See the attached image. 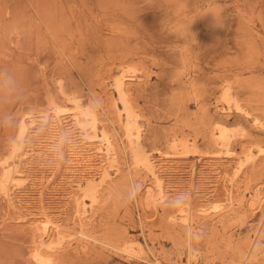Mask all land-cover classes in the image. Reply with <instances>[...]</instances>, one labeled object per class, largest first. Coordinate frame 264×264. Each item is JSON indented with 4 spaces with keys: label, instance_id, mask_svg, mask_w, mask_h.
I'll use <instances>...</instances> for the list:
<instances>
[{
    "label": "rangeland",
    "instance_id": "rangeland-1",
    "mask_svg": "<svg viewBox=\"0 0 264 264\" xmlns=\"http://www.w3.org/2000/svg\"><path fill=\"white\" fill-rule=\"evenodd\" d=\"M0 74V264H264V0H0ZM76 96L98 118L95 130L83 117L94 166L73 172L53 153L25 164L22 123L58 104L75 131ZM131 120L164 168L168 193L156 185L150 204ZM41 128L35 143L51 135ZM12 163L26 176L9 182Z\"/></svg>",
    "mask_w": 264,
    "mask_h": 264
},
{
    "label": "bare ground",
    "instance_id": "bare-ground-1",
    "mask_svg": "<svg viewBox=\"0 0 264 264\" xmlns=\"http://www.w3.org/2000/svg\"><path fill=\"white\" fill-rule=\"evenodd\" d=\"M127 78V76H122L120 79V85H121V92H124L125 88L124 85L125 84V79ZM120 87V86H119ZM75 104H76V110L77 112H74V114H71V120L72 118L74 119V123L78 124L77 126L79 127V129L77 130H72L71 127L69 126V122L66 120V116L64 114H66L67 112L63 110V107L61 105L58 104H53L49 111H47L44 115H42L41 117H36V116H32L30 119V121H24L21 125V130H22V134L24 135L27 132H33L34 134H29V144H27L28 146L26 147V151H24L25 157H26V163H30L31 161L29 159H31L30 157H33L35 154H41V155H48L50 153L53 154H60L62 157H65V155H69V158L66 160L67 166L70 167V169L73 170V172L76 170H85V168H82L84 165L87 166L89 165V167H93L94 166V162H95V157H93L92 155V149L93 147L92 144H88L89 141L91 140V137H93L92 135H90V133H88V129H87V124L86 122L83 120V117H90L91 119V128H95L97 127V115L90 109L86 108L85 106H83L82 102H81V98L80 96H76L74 98H71ZM128 116H132V111L129 109L128 110ZM68 117V116H67ZM88 119V118H87ZM258 120V119H257ZM30 124V125H29ZM42 125H46L48 126V131L47 133L51 134L48 136H43L45 138H38V140L36 141L37 143L33 142L34 139L32 140V136L34 135H40V133L45 132L44 129L41 128ZM75 126V125H74ZM90 127V126H89ZM136 129V131L133 133L132 129ZM46 129V128H45ZM228 126L224 125V124H220V134H219V145H221L223 148L226 147L227 150L229 152L233 151L229 146H230V135L227 132ZM78 133H83L85 132V134H82L83 138H88L84 141L83 144H77L75 141V139H72L75 137V134ZM127 131L129 132V137H131L133 134L136 135L137 138V142H138V146L136 148V154L137 158H142L143 160L146 161V166L151 170L154 178H155V185L154 186H148V204L151 203V199L155 198L154 196L156 195L155 192V186L157 185L158 188H160V194L158 195V198H163L166 197V193H168L165 190V186L163 183V177H161V175L163 174V170L164 168H162L163 166L160 165L156 162L155 163V159L154 158H150V156L146 153V150L144 149V147H142L141 145V134H140V128L137 126H134L133 121L131 120L128 124H127ZM76 132V133H75ZM87 132V134H86ZM75 133V134H74ZM46 135V134H45ZM72 135V136H71ZM80 135V134H79ZM74 136V137H73ZM81 136V137H82ZM102 141L104 143L107 144V147H100V152L105 150L104 152L106 153L107 157H111L112 155V147H114L113 145V139L111 137V135L108 134V132L103 131L102 134ZM32 137V138H31ZM53 137V138H52ZM55 137V138H54ZM171 139V138H170ZM83 141V139H82ZM68 142V143H67ZM69 144V145H68ZM75 144V145H74ZM77 144V145H76ZM181 144V143H180ZM182 144L184 145V143L182 142ZM66 145L68 146L67 149L65 148ZM182 145V146H183ZM65 146V147H64ZM75 146V148L73 147ZM95 146V145H94ZM171 146L173 147H178L179 146V141L177 139L172 140L171 141ZM104 148V149H103ZM131 148V147H130ZM179 148V147H178ZM98 149V150H99ZM180 149V148H179ZM259 150V149H258ZM261 151L264 150V147L260 148ZM259 150V151H260ZM114 151V150H113ZM97 152V151H96ZM218 152V151H217ZM220 152V151H219ZM169 152H162L160 154H166L168 156H170V154H168ZM232 154V153H231ZM101 155V154H100ZM105 155V154H104ZM165 155V156H166ZM59 156V155H58ZM103 156V154H102ZM47 157V156H46ZM68 157V156H67ZM115 157V155L113 156ZM136 157V156H135ZM254 157V153H249L247 155V161L253 159ZM105 158V157H104ZM137 159V160H139ZM141 159V160H142ZM154 159V160H153ZM246 161V160H245ZM35 162V161H34ZM42 163V162H41ZM40 163V164H41ZM24 164V165H25ZM7 165V164H6ZM112 165V164H111ZM81 167V169H79ZM194 167V166H192ZM176 168V167H175ZM238 168V167H237ZM7 169V173L5 174V178L7 181H11V180H15L17 178V176H26V170L24 169V167L22 168H18V165L15 163H12L9 165ZM69 169V168H68ZM93 168H89L88 170L92 171ZM81 170V171H82ZM86 171V170H85ZM6 172V171H5ZM76 173V172H75ZM82 173V172H81ZM110 172L108 169H106L104 167L102 173H101V180L100 182H90L88 184V192L91 195V200L92 201H97L98 199V189L100 186H102L104 180H106V178L110 177ZM193 177V176H192ZM20 179V181L22 180L20 177H18ZM23 178V177H22ZM18 179V180H19ZM17 180V179H16ZM16 182V183H20ZM21 184V183H20ZM5 185V184H4ZM167 189V188H166ZM86 193V192H85ZM159 193V191H158ZM111 196V195H110ZM142 196V195H141ZM255 199H257L256 201H252L251 202V206H253L254 208L256 207L255 205L257 203H259L262 200V197H260L259 193L256 192L254 195ZM169 198V197H168ZM182 198V197H181ZM109 199V198H108ZM156 199V198H155ZM154 199V200H155ZM165 199V198H164ZM231 201L234 202L235 199L233 197V194L231 196ZM171 200V199H169ZM175 201V200H174ZM230 201V202H231ZM236 203V201H235ZM232 205V203H231ZM183 207H181L182 209ZM212 208L213 209H219L221 210L223 207L220 206H215V207H205L204 210L205 211H209V209ZM183 210V209H182ZM186 211H188L187 209H185ZM203 211V210H202ZM182 212V211H181ZM205 213V212H204ZM206 215V214H205ZM183 218V217H182ZM185 219L188 224H191L192 221L194 220V217H192V215L187 214L185 216ZM184 221V220H183ZM195 221V220H194ZM56 223V221L54 222L52 219L49 218H45L44 220H42V225L43 228L45 230H52L54 228L58 229L59 225L54 224ZM186 223V222H185ZM55 230V229H54ZM192 229H189V234L192 236ZM59 231V230H58ZM61 231V229H60ZM64 232V231H63ZM62 232V234H63ZM61 233V232H60ZM83 236L85 237H90L89 234L82 232L81 233ZM51 235V234H50ZM56 237V236H55ZM56 241V240H55ZM120 242V241H119ZM134 242V241H133ZM53 243V242H52ZM50 246L52 247V244H50ZM136 247V246H135ZM135 254V253H134ZM133 255V254H132ZM41 261L44 264H52V257H50L49 255L46 254H41ZM137 258V257H136ZM160 264H163L162 262H160Z\"/></svg>",
    "mask_w": 264,
    "mask_h": 264
},
{
    "label": "clouds",
    "instance_id": "clouds-1",
    "mask_svg": "<svg viewBox=\"0 0 264 264\" xmlns=\"http://www.w3.org/2000/svg\"><path fill=\"white\" fill-rule=\"evenodd\" d=\"M2 76V74H0ZM6 88H11L10 84H7L3 78H0V90L6 89Z\"/></svg>",
    "mask_w": 264,
    "mask_h": 264
}]
</instances>
